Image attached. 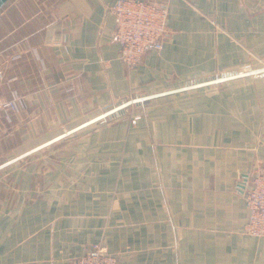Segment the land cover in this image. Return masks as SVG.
Wrapping results in <instances>:
<instances>
[{
	"label": "crops",
	"instance_id": "1",
	"mask_svg": "<svg viewBox=\"0 0 264 264\" xmlns=\"http://www.w3.org/2000/svg\"><path fill=\"white\" fill-rule=\"evenodd\" d=\"M148 1L167 5V31L133 68L111 39L115 0L0 8V95L18 98L0 165L127 99L264 59V0ZM260 170L264 77L131 104L0 169V264H73L95 242L118 264H264L245 233Z\"/></svg>",
	"mask_w": 264,
	"mask_h": 264
},
{
	"label": "built area",
	"instance_id": "2",
	"mask_svg": "<svg viewBox=\"0 0 264 264\" xmlns=\"http://www.w3.org/2000/svg\"><path fill=\"white\" fill-rule=\"evenodd\" d=\"M110 10L115 18L111 39L120 45V59L127 67L138 66L147 50L162 49L169 14L166 4L148 0H115ZM2 79L0 71V81ZM17 109V97L6 99L0 95V112ZM140 117L141 114H136L133 121ZM244 198L248 208L245 233L264 238V170L253 174L245 187ZM73 264H118V260L104 243L95 242Z\"/></svg>",
	"mask_w": 264,
	"mask_h": 264
},
{
	"label": "water",
	"instance_id": "3",
	"mask_svg": "<svg viewBox=\"0 0 264 264\" xmlns=\"http://www.w3.org/2000/svg\"><path fill=\"white\" fill-rule=\"evenodd\" d=\"M9 0H0V8H2ZM255 75H264V67L263 68H259V69H254V70H250V71H231V72H226V73H222L220 76H211V77H207V78H203L201 80H198V81H195L191 84H186L184 87H181V88H177V89H173V90H168V91H165V92H159V93H155V94H147V95H143V96H139V97H136L132 100H128V101H124V102H121L120 104L106 110L104 113H102L101 115H99L98 117L90 120L89 122H86L60 136H58L57 138H54L48 142H46L45 144L39 146V147H36L32 150H30L29 152H26L25 154L21 155V156H18L2 165H0V169L7 166L8 164H11L23 157H25L26 155H29L31 153H33L34 151L42 148V147H45L51 143H53L54 141L58 140V139H61L67 135H69L70 133L94 122V121H97V120H100L102 118H105V117H108V116H112V115H115V114H118V113H121L124 111V109L131 105V104H139L141 102H144V101H147V100H150V99H153V98H158V97H161V96H166V95H169V94H173V93H177V92H182V91H186V90H191V89H196V88H199V87H203V86H208V85H213V84H219V83H223V82H226V81H229V80H233V79H237V78H242V77H248V76H255Z\"/></svg>",
	"mask_w": 264,
	"mask_h": 264
},
{
	"label": "rangeland",
	"instance_id": "4",
	"mask_svg": "<svg viewBox=\"0 0 264 264\" xmlns=\"http://www.w3.org/2000/svg\"><path fill=\"white\" fill-rule=\"evenodd\" d=\"M263 67H264V59H257L256 61H254L249 66L245 67L243 70L244 71H250V70L259 69V68H263ZM216 76H220V75H216ZM249 77H251V76H249ZM253 77H264V75H255ZM134 98H130V99H127V100H131V99H134Z\"/></svg>",
	"mask_w": 264,
	"mask_h": 264
}]
</instances>
